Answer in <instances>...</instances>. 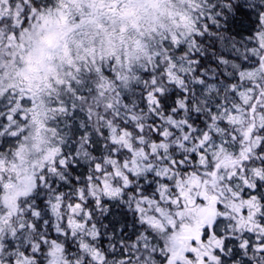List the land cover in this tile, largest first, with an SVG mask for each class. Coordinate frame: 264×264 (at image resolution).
Segmentation results:
<instances>
[{
  "label": "snow or ice",
  "instance_id": "1",
  "mask_svg": "<svg viewBox=\"0 0 264 264\" xmlns=\"http://www.w3.org/2000/svg\"><path fill=\"white\" fill-rule=\"evenodd\" d=\"M0 264H264V0H0Z\"/></svg>",
  "mask_w": 264,
  "mask_h": 264
}]
</instances>
